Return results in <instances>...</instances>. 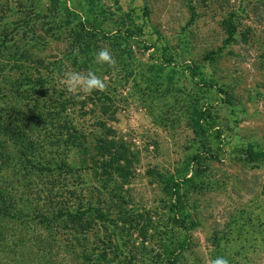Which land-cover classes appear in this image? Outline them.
Here are the masks:
<instances>
[{"label":"rangeland","instance_id":"obj_1","mask_svg":"<svg viewBox=\"0 0 264 264\" xmlns=\"http://www.w3.org/2000/svg\"><path fill=\"white\" fill-rule=\"evenodd\" d=\"M5 35L17 43L4 46ZM102 47L114 66L95 62ZM0 48L1 67L15 64V77L17 66L24 76L41 68L36 81L51 72L58 93L66 70H92L108 85L71 95L85 147L41 138L52 142L47 160L82 168L52 194L84 214L56 221L48 178L16 161L1 167L22 221L0 220V264H264V0H0ZM15 82L0 79L7 127ZM200 112L209 113L202 130ZM42 211L52 223L39 222Z\"/></svg>","mask_w":264,"mask_h":264},{"label":"trees","instance_id":"obj_2","mask_svg":"<svg viewBox=\"0 0 264 264\" xmlns=\"http://www.w3.org/2000/svg\"><path fill=\"white\" fill-rule=\"evenodd\" d=\"M237 13L238 11L229 12V16H238ZM4 41L5 42H3V45L5 46L6 44L7 46V44H11V42L16 44L18 39L14 38V36L11 37L5 35ZM2 48H0V55H2L4 52L3 50H5ZM23 52L24 51L20 48L19 43L15 51L11 53L13 61L20 62L24 58ZM15 69V64L9 69L7 66H0V79L7 80L13 78L16 81L14 85L17 86V90L14 92L16 109L15 115L13 116L15 122H10V127H7V124L5 123L0 122V178L1 174L5 172V169L1 168L4 164H7L8 162L11 163L12 161H16V164L20 162V165L26 164L30 167L29 171H33V173H35L36 178H48L47 185L44 187L42 193L47 195L49 207L53 208L52 210H54L56 213V221L60 222L64 218H73V215L84 214L85 211H81L83 210L81 206L78 207V210H71L72 208L67 206L66 201H64L63 204L61 201L55 200V196L64 199V195L53 196L52 194L53 191L56 190L55 188L58 184L62 188H65L64 183H62L63 180L60 182L58 180L60 176L67 178L69 175H76L79 170L81 172L82 168L78 166L76 170L75 168L68 167L65 161V163L61 164V162L57 160H47L45 155L47 151L46 149L50 144H52V142H49L47 145H45L41 139L46 137V141H48L51 135L53 136L52 140H57L56 146L63 145L66 147L67 152L69 149H82L85 147L83 145L84 137L81 138L82 133L77 132L78 130L73 129L72 127L76 126L74 125L75 120L73 119V114H71L74 111L75 102L72 100V97L69 95V93H58L60 86L57 84V82L52 80L50 75L51 72H49L47 76H39V79L36 81L37 77L33 78L34 73L36 72V76L37 74L40 75L41 68H34L32 72H28L26 73L27 76H24V73L20 74L19 72V70L22 69V66H17L18 71L15 72V74H17L19 77L14 76L13 72ZM192 71L194 76H200L195 67H193ZM50 83L52 84L53 89L48 86ZM205 85L207 87L211 86L210 83H205ZM20 104L23 108L29 107V115L26 116L20 110ZM69 111H71V113ZM206 114L209 113H198L199 121H197V124L201 130V122L206 120L204 119V115ZM71 117L73 120L69 122H62V119H71ZM69 123H71V128H68L67 130L70 131L68 132L70 135L67 136V133L64 129L68 127L67 124ZM101 144L98 147L99 151L104 149ZM7 145L10 146L9 150H6ZM115 164L116 163L103 162L100 166L104 168L106 171L105 174H108L109 177L114 176L115 172H119L117 174L120 176L121 169L119 164H116L117 167ZM16 173V183L19 185L20 177L22 175L20 171H16ZM9 188L10 186H4L3 188V186L0 184V220H3L4 218H12L15 222H17L21 219L22 210L12 214V211L14 210L13 208H17L19 203L15 196L17 189L15 190L14 194H12L7 191L13 190L14 187H11L12 189ZM76 189L77 188L73 190V193L70 192V195L76 196ZM21 207L24 208L23 205H21ZM30 207L32 208L33 204H31ZM94 211L98 212L97 209L91 210V212ZM44 213L45 212L42 211V213L38 215L39 222L46 225L52 223V221ZM26 216L27 214H25L23 218ZM34 217L36 218V216ZM96 217H101V219H103L99 212L96 214Z\"/></svg>","mask_w":264,"mask_h":264},{"label":"clouds","instance_id":"obj_3","mask_svg":"<svg viewBox=\"0 0 264 264\" xmlns=\"http://www.w3.org/2000/svg\"><path fill=\"white\" fill-rule=\"evenodd\" d=\"M95 62L98 64H107L114 66L115 58L107 47H102L95 53ZM60 85L64 87L67 93L82 99L85 96L91 95L94 91L104 92L107 90V82L102 77L98 76L94 71L87 72L66 70L62 73L59 79ZM208 264H230L225 257L218 256L210 259Z\"/></svg>","mask_w":264,"mask_h":264}]
</instances>
